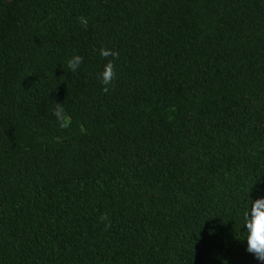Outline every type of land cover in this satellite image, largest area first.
<instances>
[{"label":"trees","instance_id":"obj_1","mask_svg":"<svg viewBox=\"0 0 264 264\" xmlns=\"http://www.w3.org/2000/svg\"><path fill=\"white\" fill-rule=\"evenodd\" d=\"M260 196L264 0H0V264H257Z\"/></svg>","mask_w":264,"mask_h":264},{"label":"clouds","instance_id":"obj_2","mask_svg":"<svg viewBox=\"0 0 264 264\" xmlns=\"http://www.w3.org/2000/svg\"><path fill=\"white\" fill-rule=\"evenodd\" d=\"M80 22L82 25H87V18L81 17ZM99 55L107 58L111 56L115 59L118 53L107 47H101L99 49ZM83 63V57L80 55H74L68 61V68L72 73H75ZM115 77V65L112 60H109L103 67V70L99 73L98 79L104 86L105 92L109 91V86L112 85ZM53 114L61 128L69 127L71 121L62 106L56 105L53 109ZM102 222H105V227H110L111 223L107 215L100 217ZM243 229V241L246 245L245 251L251 254L257 261V264H264V196H260L255 199L249 200L242 222ZM214 229H210L212 234Z\"/></svg>","mask_w":264,"mask_h":264}]
</instances>
